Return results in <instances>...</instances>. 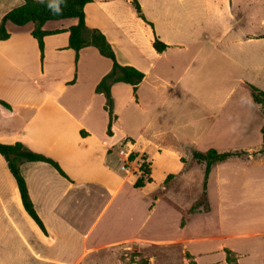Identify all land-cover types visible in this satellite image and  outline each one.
<instances>
[{"label":"crops","instance_id":"1","mask_svg":"<svg viewBox=\"0 0 264 264\" xmlns=\"http://www.w3.org/2000/svg\"><path fill=\"white\" fill-rule=\"evenodd\" d=\"M138 2L152 25L133 0H92L84 7L87 26L106 36L118 62L145 74L136 92L125 82L112 85L111 132L106 98L96 86L112 60L94 46L77 57L69 31L76 19L44 24L51 33L44 37L43 56L32 23H10V37L0 40V99L12 107L0 103V142L21 141L66 173L44 161L21 166L45 234L24 208L0 153V264H124V250L173 244H183L201 264L200 256L215 249L191 245L210 240L223 254L212 264H228L226 249L239 264L242 258L264 264V154L214 166L211 211L185 226L183 211L198 196L184 207L168 190L153 196L169 174H187L182 147L262 148L264 117L246 87L264 91L262 12L243 10L237 0ZM23 3L0 0V23ZM155 36L166 50H156ZM120 148L147 158L152 182L134 186L140 174L136 164L122 169ZM258 236L249 249L240 244Z\"/></svg>","mask_w":264,"mask_h":264},{"label":"trees","instance_id":"2","mask_svg":"<svg viewBox=\"0 0 264 264\" xmlns=\"http://www.w3.org/2000/svg\"><path fill=\"white\" fill-rule=\"evenodd\" d=\"M92 0H24V3L18 7L8 11L2 22L0 23V40L10 37L11 32L8 25L14 24L16 26H25L28 23H32V34L38 40L40 50L43 56L44 52V37L51 33V31L44 30V24L51 19L58 18H74L77 20L76 24L72 25L70 31V47H72L79 56L82 48L87 46L96 47L99 52L112 60L111 70L101 79L96 86V92L103 94L106 98L105 109L109 114V132H111V125L116 118L115 114V98L112 94V85L117 82H125L133 86L135 92L137 86L144 79L145 74L138 68L131 65H123L118 62L116 53L108 42L106 36L97 28H89L86 24L85 5ZM138 14L149 22L141 9L138 0H133ZM154 47L157 51L162 52L167 49L168 44L164 43L157 36L154 39ZM247 89L250 92L252 101L256 108V111L264 117V91L259 87L247 83ZM0 103L8 108L12 109L11 105L6 101L0 99ZM85 133V132H83ZM263 133V146L257 151L249 152L246 150H217L210 148L207 150H199L192 146H185L189 153V163L187 159L182 157L184 162L183 172L189 171L194 165H202L204 168V177L202 183V191L198 198L183 211L181 225L185 226L188 221L197 214H207L211 211V205L208 196V178L209 175L218 163L227 161L232 158H240L248 160L251 157H259L264 154V126L262 128ZM84 146V143L80 144ZM0 153L6 159L8 168L14 176L18 188L20 191L22 203L28 214L34 219V221L40 226L45 234H48L46 226L38 214L35 205L30 197L26 180L22 174L21 166L26 161H44L52 164L56 167L61 174L66 173L61 168L60 164L52 157L46 154L36 152L29 148L25 143L16 141L14 143L0 142ZM138 154H131V158L134 159ZM143 163L140 167L141 173L138 176L134 186L136 188L143 187L147 183L152 182L151 176L152 167L151 163L144 155H140ZM180 174H169L164 181V188L156 191L153 196L158 197L159 194L168 190L172 180L179 177ZM176 206V204H174ZM228 264H239L238 255L230 249H226ZM187 257L190 258V264H199L194 260L193 256L187 252ZM137 264H150V261L146 257L140 258Z\"/></svg>","mask_w":264,"mask_h":264},{"label":"rangeland","instance_id":"3","mask_svg":"<svg viewBox=\"0 0 264 264\" xmlns=\"http://www.w3.org/2000/svg\"><path fill=\"white\" fill-rule=\"evenodd\" d=\"M242 2L243 10L262 12V17L264 19V0H237ZM251 13V11H250ZM235 33H230L229 36ZM185 151L184 158L187 159L189 163V154L186 149L182 147ZM187 174L183 177L179 176L172 180L171 185L168 188L169 197L172 198L174 203L184 207L191 203L192 198L199 196L202 191V183L204 177V168L202 165H194V167L186 172ZM207 229L204 227V230ZM262 237L248 238L242 240L240 243L245 248L249 249L251 242H256ZM218 245L217 240H210L202 243H197L191 245L192 249H211L214 252L209 254H204L200 256L201 264H212L214 261L222 260L223 254L219 252L216 247ZM188 250L183 244H173L169 247H147L139 248L133 250H124L123 252V262L124 264H137L140 258L146 257L149 259L150 264H190V258L187 257ZM242 264H257L255 260H248L247 258H242Z\"/></svg>","mask_w":264,"mask_h":264},{"label":"built area","instance_id":"4","mask_svg":"<svg viewBox=\"0 0 264 264\" xmlns=\"http://www.w3.org/2000/svg\"><path fill=\"white\" fill-rule=\"evenodd\" d=\"M120 155L124 158L122 169L125 171H128L132 167H134V164H136V171L140 174L141 173V165L143 163V160L141 159V156H136L134 159L131 158V154L126 151L123 148L119 149Z\"/></svg>","mask_w":264,"mask_h":264}]
</instances>
